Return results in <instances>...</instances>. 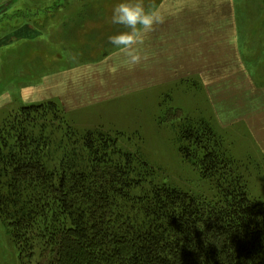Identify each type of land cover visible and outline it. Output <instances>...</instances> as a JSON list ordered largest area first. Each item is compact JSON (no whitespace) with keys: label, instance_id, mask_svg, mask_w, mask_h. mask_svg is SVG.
Returning a JSON list of instances; mask_svg holds the SVG:
<instances>
[{"label":"trees","instance_id":"1","mask_svg":"<svg viewBox=\"0 0 264 264\" xmlns=\"http://www.w3.org/2000/svg\"><path fill=\"white\" fill-rule=\"evenodd\" d=\"M49 116L52 124L40 122ZM184 122L180 150L215 184L216 201L156 182L139 151L101 130H75L53 101L9 114L0 221L22 264L37 251L35 264H264V201L250 196L211 123Z\"/></svg>","mask_w":264,"mask_h":264},{"label":"rangeland","instance_id":"2","mask_svg":"<svg viewBox=\"0 0 264 264\" xmlns=\"http://www.w3.org/2000/svg\"><path fill=\"white\" fill-rule=\"evenodd\" d=\"M158 1L142 0V3L146 10H152ZM119 2L0 0V37L19 34L21 29L27 31L29 37L34 30L39 37L3 50L10 56L15 54L17 60L4 75L10 87L17 85V81L29 83L34 72L42 77L57 70L73 69L93 71L100 76L102 83L101 87L86 84V80L99 78L85 75L82 81L85 84L77 88L79 95L74 102L67 103L55 96L34 103H16L10 113L0 112V127L9 114L24 105L53 101L63 109L75 130H101L117 138L122 149L139 151L155 169L156 182L216 201L219 195L215 184L204 178L198 167L180 150L178 127L185 123V118L193 122L205 120L211 123L222 140L223 150L237 161L250 196L264 201V152L259 143L257 147L243 125L220 128L205 85L195 79L182 83H144L141 61L133 58L140 56L138 47L130 46L134 36L129 37L130 43L123 45H115L110 39L130 31L126 26L112 22L113 9ZM237 12L246 13L242 24L246 25L251 39L247 44L248 51L243 54L248 71L257 84L264 87V0H238ZM36 50L39 55L32 56ZM59 55L63 59L53 63L48 61V58L56 59ZM50 117L40 122L47 121L50 125ZM61 124L55 121L59 137L65 131V127L58 128ZM40 254L37 251L32 264L40 259ZM22 261L27 260L22 258L9 227L0 221V264H22ZM81 264L85 261L82 260Z\"/></svg>","mask_w":264,"mask_h":264},{"label":"crops","instance_id":"3","mask_svg":"<svg viewBox=\"0 0 264 264\" xmlns=\"http://www.w3.org/2000/svg\"><path fill=\"white\" fill-rule=\"evenodd\" d=\"M237 4L238 0H159L152 10L159 12L161 21L151 31L134 36L130 46L138 47L140 56L133 58L141 61L144 83H182L188 79L202 83L219 127L243 125L264 152V87L254 80L244 59L251 39L242 24L246 13H238ZM26 32L21 29L19 34L0 37V112H11L16 103H34L55 96L74 102L79 95L77 88L85 84V75L99 78L86 80V84L101 87L99 75L78 69L57 70L42 77L34 72L29 83L17 81L10 87L4 75L17 60L15 54L7 55L3 50L39 39L34 30L30 37ZM37 53L32 52V56ZM57 57L48 61L63 59L62 55Z\"/></svg>","mask_w":264,"mask_h":264},{"label":"clouds","instance_id":"4","mask_svg":"<svg viewBox=\"0 0 264 264\" xmlns=\"http://www.w3.org/2000/svg\"><path fill=\"white\" fill-rule=\"evenodd\" d=\"M157 10H146L142 0H120L114 7L112 22L126 26L130 31L125 34L111 37V42L115 45L130 43L129 37L145 34L152 30L153 26L161 21ZM137 25L140 27L137 28ZM10 99V96H6Z\"/></svg>","mask_w":264,"mask_h":264}]
</instances>
